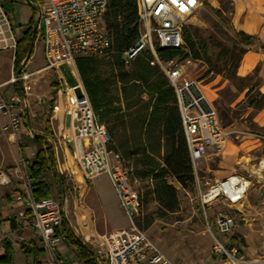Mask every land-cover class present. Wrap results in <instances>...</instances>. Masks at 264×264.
Returning a JSON list of instances; mask_svg holds the SVG:
<instances>
[{"label":"built area","instance_id":"built-area-1","mask_svg":"<svg viewBox=\"0 0 264 264\" xmlns=\"http://www.w3.org/2000/svg\"><path fill=\"white\" fill-rule=\"evenodd\" d=\"M38 1L30 0V3L36 5L40 13L39 30L45 69H56L64 64L75 70L77 57L86 54L102 56L110 51V37L102 20L107 0ZM200 4L201 0H136L139 37L122 52V57L124 63L128 64L136 54L146 49L150 53V66L156 65L172 87L192 162L195 187L205 213L211 202L218 198L231 204L239 203L251 183V177L264 198V175L261 173L262 168L253 171L252 175L233 173L212 183L204 181L205 186L201 188L202 181L196 173L197 164L209 147L218 148L225 143L227 131L219 122L217 110L200 81L187 75L185 66L195 59L187 56L164 61L159 59L155 49L158 46L187 51L183 31ZM11 16L12 11L5 8L0 0V49L12 48L14 53L16 39L11 31ZM30 75L21 65L16 71L12 69L0 87L16 85L25 96L29 89L26 81ZM81 88L79 95L68 100L65 109L72 139V157L66 171L73 188L78 191L95 176L107 174L118 206L129 220L128 227L104 233L100 237L101 249L98 253L104 256V264H174L136 227L134 220L140 212L139 193L120 155L108 147L110 136L97 120L82 85ZM25 100V97L16 93L5 98L0 92V114L7 117V123L0 124V135L17 132L22 118L16 109ZM24 175L25 182L21 190L13 193L12 205L19 207L15 216L27 220L38 235L43 258L37 264H75L57 254L59 241L64 238V210L51 196L35 197L30 190L26 171ZM9 183V174L0 168V184ZM213 223L224 234L235 226L233 217L225 213H217ZM206 224L210 232L207 220ZM213 249L225 257L229 264H264V235L257 257L251 259H245L229 240L224 244L215 236ZM94 256L98 258L96 254Z\"/></svg>","mask_w":264,"mask_h":264},{"label":"rangeland","instance_id":"rangeland-1","mask_svg":"<svg viewBox=\"0 0 264 264\" xmlns=\"http://www.w3.org/2000/svg\"><path fill=\"white\" fill-rule=\"evenodd\" d=\"M7 1L8 7L12 10V19L10 20L12 35L15 39H19L28 26L33 27L32 24H29V21L33 12L32 6L34 5L30 3V0ZM205 3L221 9L228 23H222L220 19L207 9L208 7L205 6ZM231 10V0H201V4L184 28L183 39L185 36L194 39L198 47L201 44H205L208 48L207 51L212 56L219 51L232 49L230 57H238V50L233 49L234 41L226 26L230 25L229 16ZM34 17H36V12ZM40 25L41 22L39 21L36 28L37 36L33 41L34 51L32 57L27 61L26 56L19 63V66L23 65V69L27 72L42 66L44 63L39 44L41 42ZM143 50L140 53H144ZM112 52L111 47L110 51L102 56H93L91 54L81 56L96 57L99 62L98 70L104 75L110 76L111 71L109 68H111ZM12 56V48L0 49V81L7 79L12 71ZM146 58L149 63L150 53L148 51ZM26 61L27 63L25 64ZM131 61L126 65L129 66ZM262 65L261 61L257 62L253 68L243 75L238 73L236 68L237 75L249 77L242 81L227 79L225 77L227 71L219 74L208 72L207 64L203 58L195 59V61L185 66L187 75L200 81L203 90L207 93L206 95L214 107L217 108V103L221 102L224 107L230 108L228 111L229 115L234 116L231 122L224 126L227 131L225 143L218 148L209 147L197 164L196 173L197 177L202 181V189L205 186L204 181L212 183L233 173L252 175L253 171L262 168L261 173L264 175V106L261 108L246 106L244 93L247 88L241 89V86L247 83L253 85L260 92H264V68ZM73 70L72 67L62 66L46 71L28 72L31 75L26 81L29 85L26 96H21L20 91L17 93L15 89H11L12 85L10 86V84L1 87L0 92L5 98L9 93H16L21 97H26V100L29 101L33 116H30L29 128H26L27 135L24 136L25 138L22 140L20 147L25 146L33 136L41 133L39 120L47 115L53 104L50 123L51 129L56 136L53 139L47 138V140L52 145L55 169L58 173L61 172V175L65 176L67 188L63 189L61 193L53 188L49 196L57 200L64 210V226L69 228L72 235L80 237V240L91 248L93 256L97 255V259L94 256L96 264H104V256L98 253V250L101 249L100 237L108 231L128 227L129 220L118 206L116 194L107 174L101 173L95 176L91 181L89 180L90 184L85 183L83 189L78 191L73 188L68 172L61 165L64 152L69 153L72 157V139L70 136L69 118L65 111L66 105L68 100L79 95L82 89V83L76 71V61L75 70ZM53 80H55V85L52 86ZM118 85V83H112L110 86L112 93L115 95L118 94ZM18 89L21 90L17 87ZM19 105L22 106V103ZM19 114L21 115L22 123H25L24 116L21 113ZM34 150V146L27 148L25 150L26 157L31 158L30 156H32ZM260 162H263V164L260 165ZM68 167H70V163ZM24 169L22 167L20 171H16L18 173L16 180L8 173L10 183L7 185H13L14 187L20 184V187L16 186V190H21V185L25 182ZM48 175L51 180V173ZM131 181L138 190L139 182L137 180ZM171 182L177 189V210L173 213H168L162 218H157L154 212L156 209L155 203L148 201L143 204L139 195L140 212L134 220L136 227L150 238L158 251L174 262V264H229L225 257L220 256L213 249V236H215L224 244L229 240L232 245L239 249V253H242L245 259L257 257L264 235V198L259 194L257 184L252 177L251 183L239 203L231 204L223 198H218L211 202L205 213L201 208L196 187L189 191L182 189L175 181L171 180ZM79 203H81V206L78 205ZM75 205H78V209L83 213H90L88 218L91 222L90 235H87L89 234L87 231L84 232L86 230L83 227L84 222L79 220L81 216L78 217V214H75ZM217 213H225L233 217L235 226L230 232L224 234L218 231L213 223ZM206 220L210 225V232L207 228ZM67 221L70 226L66 224ZM26 222L28 223L27 220ZM31 237L40 246L38 235L34 229H32ZM24 241L17 238L15 240V248L18 249V244ZM60 243L63 244L64 241L61 240ZM67 246L69 247V245ZM70 247L71 249H68L67 252H64V247L59 249V252L64 253H61L64 260L71 258L70 256L74 253L76 255L75 264H81L77 257L76 249L73 246ZM16 256L12 264H25V256L22 252L21 256ZM42 258L43 251L39 261ZM30 261L31 259L29 258Z\"/></svg>","mask_w":264,"mask_h":264},{"label":"trees","instance_id":"trees-1","mask_svg":"<svg viewBox=\"0 0 264 264\" xmlns=\"http://www.w3.org/2000/svg\"><path fill=\"white\" fill-rule=\"evenodd\" d=\"M205 6L222 23H228L221 9L206 3ZM32 7L30 25L34 23L37 8ZM136 11V0H107L102 20L113 51L110 76L98 70L99 62L96 57H77L76 71L97 120L104 125L110 136L108 147L119 153L124 165L129 169L130 179L139 182L137 191L142 203L153 201L156 205L155 216L162 218L178 208L177 189L171 180L182 189L190 191L195 187V178L173 89L166 77L156 65L150 66L146 50L136 55L129 66L124 63L122 52L139 37ZM226 26L234 41L233 49H237L239 53L236 58L230 57L232 49L219 51L212 56L205 44L198 47L194 39L186 36L184 41L187 51L156 46L157 55L164 61L171 58L183 59L187 56L192 59L203 58L208 72L219 74L227 71L225 77L229 80H246L249 77L237 75V63L246 50L264 52V43L255 35L235 30L232 25ZM36 36V29L33 31L28 26L20 38L16 39L11 58L14 71L18 69L21 59L28 54L30 56L32 42ZM112 83L119 84L116 95L110 89ZM243 88H247L244 93L246 106H264V92L247 83L241 86V89ZM51 110L52 105L47 115L39 120L41 133L29 139V143L35 147V152L33 157L26 161L25 171L30 190L35 197L49 196L53 188L60 193L62 188H67L65 176H60L55 169L52 145L47 140L54 137L49 123ZM216 110L222 126L234 118L228 113L230 108L224 107L221 102L217 103ZM64 225L63 220V241L76 249L81 264H96L91 248L84 244L80 237L72 235ZM18 248L25 256L31 258L26 264L38 263L42 249L35 240L21 242ZM12 256V243L7 239L1 240L0 264H12Z\"/></svg>","mask_w":264,"mask_h":264},{"label":"crops","instance_id":"crops-1","mask_svg":"<svg viewBox=\"0 0 264 264\" xmlns=\"http://www.w3.org/2000/svg\"><path fill=\"white\" fill-rule=\"evenodd\" d=\"M1 1L3 2L5 8L11 10V8L8 7L7 0H1ZM231 3H232V10L229 16L230 25H232V27L235 30L242 31L246 34L255 35L262 43H264V0H231ZM40 40H41V37H40ZM41 43L42 41L39 43L40 49L42 51ZM33 51L34 49L32 46V52L30 56H28L27 61L32 57ZM27 61L25 62V64L27 63ZM259 61L262 62L263 64L262 67L264 68V52L255 51L253 49L246 50L242 54L241 59L238 63L239 65L237 68L238 69L237 72L243 75L247 73L251 68H253L254 65ZM44 64L45 63H43L42 66H39L28 72H34L37 70L39 71L48 70L44 68ZM62 66H66V65L63 64L60 67ZM11 70H12V67H11ZM6 80L7 79L2 80L0 81V83H4ZM3 86H6V85H3ZM11 89L13 90L15 89L17 93H19L20 91L21 96L24 95L21 90L19 89L17 90L16 86L12 87ZM26 94L27 93H25V96ZM25 101L26 102L22 106L19 105L17 106V109H16L19 113H21L24 116L25 123L21 124V126L19 127V129L17 130L15 134L12 133V134H1L0 135V168H2L4 171L9 173L15 180H16V177L18 176V173L16 171L18 170L20 171V168L24 167L26 161L30 160L33 157V154L35 152V150L34 152H32V156H30L31 158H27L25 154V150L27 148H30L33 145L27 142L25 146L20 147L22 140H24L25 138L24 136L27 135L26 128H29L30 116H33L29 101L28 100H25ZM52 107H53V104H52ZM27 114L29 115V117ZM6 123H7V117L0 114V124H6ZM49 123H50V116H49ZM39 125H40V121H39ZM50 127H51V123H50ZM53 135L54 137L56 136V134L54 133ZM70 136H71V133H70ZM62 156H63V163L61 165L63 166L64 170H66L70 163L71 155H69V153L64 152ZM24 172H25V169H24ZM90 181H87L85 183H89ZM16 186L20 187V184ZM16 186L13 187V185H1L0 184V242L3 239H7L8 241H10V243H12L13 260L15 257H17L16 255L21 256L20 249L19 248L16 249L14 246L15 240H17V238H20V239L25 240L23 243H26L32 239L31 237L32 228H30L31 226L26 222L25 219L18 218L15 216V213L19 208L18 206L14 207L12 205V197H13V193L15 192L17 188ZM89 188L90 187L88 185V189ZM78 205H75L74 207L75 214H78V217L81 216L79 220L84 222L83 227L86 229L84 232L87 231L89 233L87 235H90L91 222L88 220L90 213L89 212L83 213L81 210L78 209ZM66 224L70 226L68 221L66 222ZM58 246L59 247H57V254L61 256V258H63L61 253L62 254L64 253L59 252L60 247H64L65 249L64 252H67L68 249H71L70 246L68 247L64 243L61 244L60 241H59ZM75 256L76 255L73 253L70 256L71 258H69L68 260L65 259V261L76 263ZM29 258L30 257H27V256L24 257L25 264L29 262Z\"/></svg>","mask_w":264,"mask_h":264},{"label":"water","instance_id":"water-1","mask_svg":"<svg viewBox=\"0 0 264 264\" xmlns=\"http://www.w3.org/2000/svg\"><path fill=\"white\" fill-rule=\"evenodd\" d=\"M35 12H36V17H35V19H34V23H33V27H32V30L34 31L36 28H37V25H38V23H39V20H40V13H39V9L38 8H36L35 9ZM33 43V42H32ZM28 56H29V54L27 55V57L26 58H28ZM60 174V176H61V172H59ZM62 191H63V188H62Z\"/></svg>","mask_w":264,"mask_h":264},{"label":"bare ground","instance_id":"bare-ground-1","mask_svg":"<svg viewBox=\"0 0 264 264\" xmlns=\"http://www.w3.org/2000/svg\"><path fill=\"white\" fill-rule=\"evenodd\" d=\"M263 164V162H260V165H262Z\"/></svg>","mask_w":264,"mask_h":264}]
</instances>
